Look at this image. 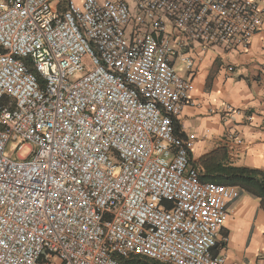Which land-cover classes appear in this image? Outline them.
Instances as JSON below:
<instances>
[{"label": "built area", "instance_id": "2783aa9c", "mask_svg": "<svg viewBox=\"0 0 264 264\" xmlns=\"http://www.w3.org/2000/svg\"><path fill=\"white\" fill-rule=\"evenodd\" d=\"M263 19L259 0H0V264H247L213 252L239 188L201 181L174 64L246 51Z\"/></svg>", "mask_w": 264, "mask_h": 264}, {"label": "crops", "instance_id": "0c3cea01", "mask_svg": "<svg viewBox=\"0 0 264 264\" xmlns=\"http://www.w3.org/2000/svg\"><path fill=\"white\" fill-rule=\"evenodd\" d=\"M259 3L264 8V0ZM226 63L234 66L232 72ZM174 66L193 81L192 103L181 111V122L197 137L193 159L198 162L217 150L225 163L264 170V19L263 29L253 36L246 51L225 57L206 54L199 58L198 71L193 74L180 59ZM226 104L232 111L225 112ZM227 132L238 134L243 144L228 141ZM229 214L220 230V237L226 235L227 241L213 252L230 261L258 264L264 255V204L239 189Z\"/></svg>", "mask_w": 264, "mask_h": 264}, {"label": "trees", "instance_id": "16d2710c", "mask_svg": "<svg viewBox=\"0 0 264 264\" xmlns=\"http://www.w3.org/2000/svg\"><path fill=\"white\" fill-rule=\"evenodd\" d=\"M211 159L208 164L207 160ZM198 163L202 166L203 172L201 181H209L237 186L242 191L260 199L264 204V170L243 166H235L224 162L222 156L215 151L206 153L199 158ZM129 264H164L146 257L133 256L126 260Z\"/></svg>", "mask_w": 264, "mask_h": 264}, {"label": "rangeland", "instance_id": "374dc122", "mask_svg": "<svg viewBox=\"0 0 264 264\" xmlns=\"http://www.w3.org/2000/svg\"><path fill=\"white\" fill-rule=\"evenodd\" d=\"M26 152H27V148H24V149L20 152V154H21V155H24Z\"/></svg>", "mask_w": 264, "mask_h": 264}]
</instances>
